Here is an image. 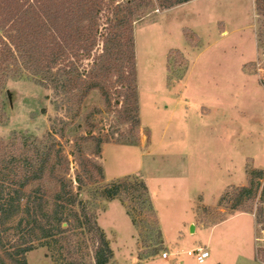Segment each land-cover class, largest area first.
I'll list each match as a JSON object with an SVG mask.
<instances>
[{
	"label": "rangeland",
	"instance_id": "rangeland-1",
	"mask_svg": "<svg viewBox=\"0 0 264 264\" xmlns=\"http://www.w3.org/2000/svg\"><path fill=\"white\" fill-rule=\"evenodd\" d=\"M134 36L139 128L125 120V90L116 78L107 83L109 99L95 90L79 110L61 94L24 75L6 85L0 139L43 138L55 123L57 139L70 161V180L80 171L76 141L81 155L94 158L104 169V179L96 178L86 186L81 199L107 235L114 251L110 264L150 260L162 264L161 255L170 254L164 235L178 239L194 200L195 222L205 227L257 207V201L247 200L234 209L233 201L222 202L221 198L231 188L247 186L253 170L264 171V89L257 71L264 67V14L258 15L256 0H194L167 10L153 0L152 7L137 16ZM101 50L102 43L95 55ZM188 67L192 72L184 79ZM183 79L186 89L178 96ZM207 102L218 108V114L197 115L201 103ZM228 106L234 109L222 115ZM236 107L246 108V114ZM61 120L68 124L63 130ZM88 133L105 141L100 157H94L91 138L81 139ZM182 133L189 135L188 141ZM126 178L146 181L155 212L142 209L135 196L123 195L113 201L99 197L102 188ZM228 225L238 231L233 240L243 244L245 254L254 252V219L235 218ZM262 227L257 228L258 261L264 264ZM183 231L178 239L181 249H192L202 240L200 230L195 234L190 229ZM89 245L73 259L94 264L93 245ZM181 258L195 261L187 254ZM27 260L29 264L70 261L41 245Z\"/></svg>",
	"mask_w": 264,
	"mask_h": 264
},
{
	"label": "trees",
	"instance_id": "trees-1",
	"mask_svg": "<svg viewBox=\"0 0 264 264\" xmlns=\"http://www.w3.org/2000/svg\"><path fill=\"white\" fill-rule=\"evenodd\" d=\"M156 1L167 10L194 0ZM152 5L153 0H0V123L6 117L3 97L10 80L29 75L80 110L95 90L109 99L107 83L116 78L125 90V120L139 128L134 24ZM256 11L264 14V0H256ZM100 43L102 50L95 55ZM60 122L62 130L68 126ZM57 132L54 123L43 138L0 139V264H29L27 255L40 245L58 251L68 264H83L73 257L89 249L90 242L94 264H110L114 258L95 213L81 199L86 186L104 179V169L94 158L82 156L76 141L80 171L70 180V161ZM89 138L95 142L94 157H100L105 141L92 133L81 137ZM249 175L247 186L231 188L221 201H233L234 209L247 200L257 201L255 211L245 212L254 214L262 227L264 171ZM123 195L135 196L142 209L155 212L144 180L126 178L99 193L108 201Z\"/></svg>",
	"mask_w": 264,
	"mask_h": 264
},
{
	"label": "crops",
	"instance_id": "crops-1",
	"mask_svg": "<svg viewBox=\"0 0 264 264\" xmlns=\"http://www.w3.org/2000/svg\"><path fill=\"white\" fill-rule=\"evenodd\" d=\"M241 71L243 72V75L245 77L248 76L244 72L243 68H241ZM191 72H192V69L190 70L188 67V70L186 72V75L184 76V79H185V77H187V75H188L187 78H189L191 75ZM184 79L182 80V88L183 89L181 90V92H179L180 94H178V96H180L181 93H183V91L186 89ZM183 81H184V85H183ZM172 86L173 85L170 86V89H172ZM262 87H263V85H262ZM263 89H264V87H263ZM187 109H189V107H186V110ZM231 109L233 110L234 108H231V106H228L222 110L223 113H221V114L222 115H230ZM236 109H237V107H236ZM217 110H218V108L214 107V105H212V102L201 103V105L198 107L196 114L202 115L203 117H206L207 115L211 116V115L218 114ZM241 110L239 108L238 112L241 114H246V111H247L246 108H242ZM212 131H214V130H212V129L208 130L209 135L212 134ZM182 135H183V137H185L183 139H186L187 141L189 140V139H187V137L189 135L184 134V133H182ZM191 140L193 142H195V140H193L192 138H191ZM245 167L243 168V171H244V174L246 177ZM230 172L231 171H228V175ZM194 206H195V200L193 201V203L191 204V207H190V218L186 222L182 223L181 227L178 230L177 238L181 239L183 237V234H184L183 230H185V229L189 230L191 225L194 224L196 226V233H198L199 230L203 232L202 233V240L200 242H197V244H195L192 249L184 250V249L180 248V244L178 242V239L177 240H175V239L171 240L164 235V244H165L166 248H168V250L170 251V254H168V257L166 259H163L162 255H161L160 258L162 260V264H198L195 259H194L195 261H192L190 259H182L181 258L182 254H186L187 251L197 249V248H204L207 251H209V253H210L209 259L204 264H261L256 259V252H257V248H258L259 239H258V229H257L258 226L256 224V219H255V216L253 214L240 213V214L232 216L231 218H228L222 222H219L215 225H212L210 227H205L203 225L196 224ZM246 216L252 217L254 219V222H255L254 252L252 251L251 253H249L247 255L244 252L243 244H242V246H239V244L233 240V237H235L236 232H238V231H236L233 226L228 225V223L232 219L246 217ZM161 229H162V225H161ZM162 231H163V229H162ZM136 262H133V264H154V261H151V260L139 262V263H136Z\"/></svg>",
	"mask_w": 264,
	"mask_h": 264
},
{
	"label": "built area",
	"instance_id": "built-area-1",
	"mask_svg": "<svg viewBox=\"0 0 264 264\" xmlns=\"http://www.w3.org/2000/svg\"><path fill=\"white\" fill-rule=\"evenodd\" d=\"M259 80L264 83V67L259 66L258 69ZM187 256L192 257L196 260L198 264H204L210 257L209 251L204 248H197L193 250H189L186 252ZM168 257V253L164 252L162 254V258L166 259Z\"/></svg>",
	"mask_w": 264,
	"mask_h": 264
},
{
	"label": "water",
	"instance_id": "water-1",
	"mask_svg": "<svg viewBox=\"0 0 264 264\" xmlns=\"http://www.w3.org/2000/svg\"><path fill=\"white\" fill-rule=\"evenodd\" d=\"M67 225L66 224H64V227H66ZM190 233L191 234H195L196 233V226L193 224V225H191V227H190Z\"/></svg>",
	"mask_w": 264,
	"mask_h": 264
}]
</instances>
